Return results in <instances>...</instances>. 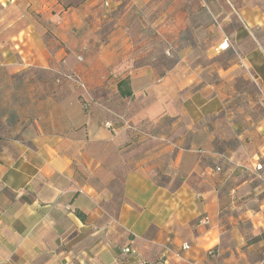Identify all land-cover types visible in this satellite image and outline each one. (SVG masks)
Segmentation results:
<instances>
[{
    "label": "crops",
    "instance_id": "0c3cea01",
    "mask_svg": "<svg viewBox=\"0 0 264 264\" xmlns=\"http://www.w3.org/2000/svg\"><path fill=\"white\" fill-rule=\"evenodd\" d=\"M106 1L133 7L122 42L89 27ZM151 1L0 0V264H257L264 0L221 1L219 39L181 45L163 76L135 66L126 26ZM228 47L226 67L197 63Z\"/></svg>",
    "mask_w": 264,
    "mask_h": 264
},
{
    "label": "rangeland",
    "instance_id": "374dc122",
    "mask_svg": "<svg viewBox=\"0 0 264 264\" xmlns=\"http://www.w3.org/2000/svg\"><path fill=\"white\" fill-rule=\"evenodd\" d=\"M221 1L227 2L226 0H157L160 7H162V12L167 9L169 11L171 8H173V11H170L166 16L162 15L161 11L158 13V16H151L150 18L143 19L140 16L138 20L132 23L131 32L130 30L128 31L130 33L128 36L133 42L134 49L139 47V49H136V55L143 53L142 59L138 58L139 60H135L136 66L148 62L151 67H157L162 70L171 65L176 54L175 50L180 49L181 45L185 42L182 39V31L186 32L188 38L194 41L195 44L203 46L204 48L200 51L205 54L211 34H216L220 25V16H217L220 13H217L216 10L222 4ZM99 8V10L95 11V16L99 13L107 15L106 21L98 22L93 17H89V20H87L89 21V27L96 29L98 41L107 43L111 40L117 42L125 40V35L115 34V29L124 27L123 16L121 15L123 14V5L121 4L116 9L111 8L109 12L107 9L110 8V5L102 4ZM108 14L110 15L109 17ZM237 24L231 21L230 29H228L232 30ZM169 25L174 26L171 33L167 31ZM145 26H148L150 29H144ZM260 28H258L259 31ZM175 36L177 38L173 40ZM171 40H173L171 44L173 47H170ZM261 43L264 44V40ZM226 46H228L227 43H225ZM236 51H239V49L236 48ZM170 57H173V59L170 60ZM164 63L167 65H163ZM243 254L247 257L248 255L253 257L255 259L254 263L264 264L263 248L245 251ZM260 255L262 258L258 259Z\"/></svg>",
    "mask_w": 264,
    "mask_h": 264
},
{
    "label": "trees",
    "instance_id": "16d2710c",
    "mask_svg": "<svg viewBox=\"0 0 264 264\" xmlns=\"http://www.w3.org/2000/svg\"><path fill=\"white\" fill-rule=\"evenodd\" d=\"M87 0H65V4H66V6H72V7H77V6H79L80 4H83L84 2H86ZM127 1H125V3H122V5H123V12H125V11H129V10H132L133 9V7L131 6V5H129V3L127 2ZM140 8H141V10L140 11H134L133 10V12H131L130 14H129V18L127 19V24H126V26L127 27H129L130 28V30H131V26H132V23H134L136 20H138V18H140V16L141 17H143V19L144 18H150L151 16H158V13L161 11V13H162V7H160V4L157 2V0H152L151 2H150V4L149 5H147V6H145V5H142V6H140ZM164 11V10H163ZM203 12V11H202ZM113 14V13H112ZM149 26V25H148ZM148 26H145L144 27V29H146V30H148V29H150ZM140 29H143V28H140ZM183 32V41H185L184 42V44H187V45H190L191 47H194L195 49L196 48H199L201 45H199V44H195L194 43V41H192L190 38H188V36H187V33L186 32H184V31H182ZM215 34V33H214ZM214 34H211V39H210V41H209V43L207 44V48L208 47H210L209 45L211 44V42L213 43L214 41H217L218 39H219V37L221 36V32H219L218 30H217V33L214 35ZM243 48V47H242ZM253 48H254V46H253ZM136 49H139V47H137ZM136 49H135V52H134V54H133V56L132 57H135L136 56V60L139 58V59H142V57H143V53H139L138 55H136ZM244 49V48H243ZM234 52H233V51ZM240 50L241 49H239V51H236L235 52V50L233 49V48H231V47H228L226 50H225V52L223 53V54H221L220 56H216V57H213V58H211V59H205V58H202V57H200V59H198L197 61V63H201V64H207V65H211V64H213V63H217V62H219L223 67H226L227 65H229L230 63H232L233 61H234V59H235V57L237 56V54H239L240 53ZM198 51H200L199 49H198ZM241 54V53H240ZM175 58H174V60H173V63L171 64V65H169V66H167V68H163L162 70H160L159 68V74L161 75V76H163L164 74H165V72H166V70L167 69H169V68H171L173 65H175V60H176V56H174ZM138 59V60H139ZM170 60L171 59H173V57H170L169 58ZM196 63V64H197ZM140 65H142V64H140ZM163 65H167V64H163ZM162 65V66H163ZM136 66V65H135ZM138 67V66H137ZM134 127L135 128H137L138 130H141V131H144L141 127H139V126H136V125H134ZM133 132H135L136 133V131H134L133 129H131ZM2 137L0 136V147H1V145H2ZM82 217H83V215H82ZM264 235V234H263Z\"/></svg>",
    "mask_w": 264,
    "mask_h": 264
},
{
    "label": "built area",
    "instance_id": "2783aa9c",
    "mask_svg": "<svg viewBox=\"0 0 264 264\" xmlns=\"http://www.w3.org/2000/svg\"><path fill=\"white\" fill-rule=\"evenodd\" d=\"M108 3L109 2L106 1L105 5H108ZM224 46H225V44H224ZM58 74H59V77H61V78H65L66 77V78H69L71 80L76 81L79 85H82L83 87L85 86V84L82 82V80H79L75 75H72L70 73L63 72V71H59ZM111 114H112V117L108 121H106L107 127H109V128L114 127V125H115L114 122L115 121H119V122L124 123L127 128H130V129H133L134 131H136V133H142L143 132V131L138 130L137 128H135L132 123H129L124 115H122L120 113H117L115 111H111ZM261 168H262L261 164L256 166L257 170H259ZM204 222H207V220L205 219ZM186 247L187 246H184L183 248H186ZM130 251H131L130 247L125 249V252H127V253H130ZM178 255H180V254H178Z\"/></svg>",
    "mask_w": 264,
    "mask_h": 264
}]
</instances>
